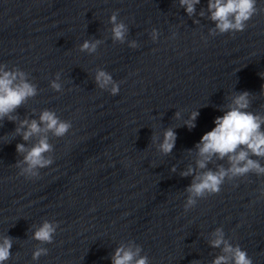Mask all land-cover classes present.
<instances>
[{"label":"water","instance_id":"water-1","mask_svg":"<svg viewBox=\"0 0 264 264\" xmlns=\"http://www.w3.org/2000/svg\"><path fill=\"white\" fill-rule=\"evenodd\" d=\"M202 7L207 0L197 13ZM117 9L139 48L112 43L108 19ZM194 18L178 0H0V63L29 72L40 89L17 110L21 118H38L48 108L72 122L66 136H50L54 163L38 179L18 175L15 146L25 142L15 136L14 122H0V235L17 238L6 264H111L115 247L128 240L142 245L151 264H208L219 249L206 238L220 226L253 264H264V199L257 191L264 177L225 182L219 194L185 213L191 177L179 175L192 162L185 150L215 126L223 115L217 106L233 90L253 93L250 110L264 112V12L243 32L214 37L208 36L214 22ZM154 27L157 42L149 36ZM173 31L177 38L168 39ZM92 36L106 42L96 54L80 52ZM98 67L122 82L118 95L96 87ZM56 72L63 93L49 87ZM196 109V127L175 128L172 153L160 154L152 134L162 138ZM45 218L59 227L44 245L48 255L33 261L38 242L30 239V226Z\"/></svg>","mask_w":264,"mask_h":264},{"label":"clouds","instance_id":"clouds-1","mask_svg":"<svg viewBox=\"0 0 264 264\" xmlns=\"http://www.w3.org/2000/svg\"><path fill=\"white\" fill-rule=\"evenodd\" d=\"M200 2L201 0H178V5L184 8L189 18L198 15L214 22V26L208 28V36L211 37L243 32L254 15L264 12V7H257V0H207V8L202 7L197 13L196 6ZM193 22L201 23L200 19L196 18ZM108 23L113 44L127 43L131 49L140 47L136 39H128L130 26L120 19L118 9L111 12ZM177 35L178 33L173 31L168 39L174 40ZM149 36L153 42H157L160 32L154 27ZM207 38L202 37L205 43ZM105 42L92 36L79 44V51L89 55L96 54L99 46ZM93 81L97 88L107 91L110 95L115 96L120 92L122 82L116 81L113 75L103 68L95 69ZM49 87L57 93L64 92L61 72L54 74V78L49 81ZM68 90L72 91L71 88ZM39 91L29 72L16 65L9 68L7 63H0V122L5 119L14 122L15 136L22 137L25 142L16 144V153L20 158L16 159L14 164L19 170L18 175L26 179L40 178V170L54 163L52 154L55 148L50 142V136L62 138L72 128L70 120L62 119L55 110L48 108L40 110L38 118L28 114L21 118L17 110L34 99ZM261 93L264 94V85ZM252 100L253 93L247 90H233L228 102L217 106L223 115L214 118L215 126L205 132L193 148L185 150L192 161L179 172L181 177H191V182L184 188L187 194L183 204L185 213L195 208L201 199L219 194L225 182L248 178L250 174L258 178L264 177V164L261 163V160H264V112L251 111ZM31 111L35 113L37 110L33 108ZM181 115L180 111L174 113L176 119H181ZM198 116V109L190 112L182 124L165 128L162 138L152 134L151 143L160 154L170 155L177 139L174 129L181 126H187L189 130L195 128ZM218 161H226V164ZM210 164L214 167H209ZM170 171L176 172L177 166L172 165ZM257 191L259 199H264V180ZM30 227V239L38 242L32 251V260L38 261L41 256L48 255L50 249L44 245L54 242L59 223L45 218ZM15 239L17 238L8 234L0 235V264H6L13 258L11 249ZM206 243L214 250L219 249V253L208 261V264H253L247 250L239 243H232L222 226L208 233ZM110 258L111 264H151V258L144 253L142 245L134 240L121 241ZM191 264H200V261L193 260Z\"/></svg>","mask_w":264,"mask_h":264}]
</instances>
